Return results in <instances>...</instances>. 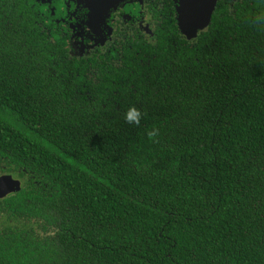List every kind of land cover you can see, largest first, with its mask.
Masks as SVG:
<instances>
[{
    "label": "trees",
    "instance_id": "1",
    "mask_svg": "<svg viewBox=\"0 0 264 264\" xmlns=\"http://www.w3.org/2000/svg\"><path fill=\"white\" fill-rule=\"evenodd\" d=\"M64 1L0 0V264H264V0L191 39L172 0L111 23L126 1L89 46Z\"/></svg>",
    "mask_w": 264,
    "mask_h": 264
},
{
    "label": "flooded vegetation",
    "instance_id": "2",
    "mask_svg": "<svg viewBox=\"0 0 264 264\" xmlns=\"http://www.w3.org/2000/svg\"><path fill=\"white\" fill-rule=\"evenodd\" d=\"M43 3H47L48 6L51 8L52 5L51 3L57 1L59 2V7H62V4H65L64 0H41ZM144 4L142 3V5L140 6V10H138V18L135 17V7L133 6L132 9H127L126 11L120 12V10L113 12V18L111 20V23L116 24V21L118 19L120 20H128L130 21L129 25H130V30H134L135 28V20L140 21V26H142V28L147 29V27H149V22L148 19L146 18V2L145 0ZM69 2L73 3V7L70 8V4ZM173 3V8L175 9L178 4H179V0H172ZM66 12L63 13L61 16H59V18L55 19V22L57 21V23H61L63 25V27L67 28V32H69L70 34V38L72 39V41L75 44H79L83 42L85 43L87 46H89V44H94V40H92L95 37V34H93V31L87 26L86 24V20H87V9L86 7H84L82 4H78L77 0H67L66 1ZM60 11L62 12V10L60 9ZM84 11V12H82ZM112 11V10H111ZM110 11V12H111ZM110 12L108 14V17H110ZM144 12V15H142V13ZM111 14V15H112ZM107 17V18H108ZM176 17V15H175ZM106 18V19H107ZM135 19V20H134ZM105 23V22H104ZM113 26V25H111ZM114 28V26H113ZM111 30V32H113V29ZM99 32L102 36V38L104 39V42L106 43V41L108 39H106L109 35L107 33V31L104 29V26L101 24L100 28H99ZM103 42V43H104ZM104 43V44H105ZM87 46H85V50H88L89 48H87Z\"/></svg>",
    "mask_w": 264,
    "mask_h": 264
},
{
    "label": "water",
    "instance_id": "3",
    "mask_svg": "<svg viewBox=\"0 0 264 264\" xmlns=\"http://www.w3.org/2000/svg\"><path fill=\"white\" fill-rule=\"evenodd\" d=\"M133 1V0H119L112 9L116 8L118 4ZM217 0H180V6L176 7V15L178 27L186 33L188 37H191L192 34L195 37L197 31L203 30L210 21V16L213 11ZM78 4H81L80 0H77ZM110 9V11L112 10ZM109 11V12H110ZM108 12V14H109ZM108 14L102 19V22H105ZM92 24V22H90ZM90 28V24L86 23ZM95 37L93 40L96 44H103L104 39L99 37L98 33L93 32ZM21 189V182L12 177L11 175H2L0 176V199L6 197L9 194L18 192Z\"/></svg>",
    "mask_w": 264,
    "mask_h": 264
},
{
    "label": "rangeland",
    "instance_id": "4",
    "mask_svg": "<svg viewBox=\"0 0 264 264\" xmlns=\"http://www.w3.org/2000/svg\"><path fill=\"white\" fill-rule=\"evenodd\" d=\"M81 4L87 9V20L86 23H89L90 29L93 32H97L99 37H102L99 28L102 22V19L108 14L110 9L113 8L117 4L119 0H80ZM125 1V0H124ZM121 3V2H120ZM180 4V0H179ZM178 4V7L180 6ZM92 22V24L90 23ZM182 35H184L187 39L193 38V34L191 37H188L186 33H183L181 29H179Z\"/></svg>",
    "mask_w": 264,
    "mask_h": 264
},
{
    "label": "clouds",
    "instance_id": "5",
    "mask_svg": "<svg viewBox=\"0 0 264 264\" xmlns=\"http://www.w3.org/2000/svg\"><path fill=\"white\" fill-rule=\"evenodd\" d=\"M253 24L256 27H264V14L258 15L254 21ZM142 118V113L140 110H138L135 107H130L124 116L125 122L129 124H135L136 126H139L140 120ZM149 139H152L153 137L158 135V129L153 128V130L149 131L147 133Z\"/></svg>",
    "mask_w": 264,
    "mask_h": 264
}]
</instances>
